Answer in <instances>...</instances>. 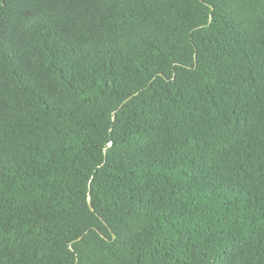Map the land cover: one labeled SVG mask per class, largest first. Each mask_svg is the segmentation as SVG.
<instances>
[{
    "label": "trees",
    "instance_id": "1",
    "mask_svg": "<svg viewBox=\"0 0 264 264\" xmlns=\"http://www.w3.org/2000/svg\"><path fill=\"white\" fill-rule=\"evenodd\" d=\"M0 264H264V0H0Z\"/></svg>",
    "mask_w": 264,
    "mask_h": 264
},
{
    "label": "water",
    "instance_id": "2",
    "mask_svg": "<svg viewBox=\"0 0 264 264\" xmlns=\"http://www.w3.org/2000/svg\"><path fill=\"white\" fill-rule=\"evenodd\" d=\"M88 203H89V206L92 208L91 195L88 196Z\"/></svg>",
    "mask_w": 264,
    "mask_h": 264
}]
</instances>
